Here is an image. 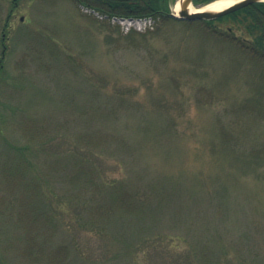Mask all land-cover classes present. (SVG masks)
<instances>
[{
    "label": "rangeland",
    "instance_id": "1",
    "mask_svg": "<svg viewBox=\"0 0 264 264\" xmlns=\"http://www.w3.org/2000/svg\"><path fill=\"white\" fill-rule=\"evenodd\" d=\"M177 1L0 0V264H264V53Z\"/></svg>",
    "mask_w": 264,
    "mask_h": 264
},
{
    "label": "trees",
    "instance_id": "2",
    "mask_svg": "<svg viewBox=\"0 0 264 264\" xmlns=\"http://www.w3.org/2000/svg\"><path fill=\"white\" fill-rule=\"evenodd\" d=\"M107 3L101 5H91L102 10L105 13L116 14L121 16H153L159 18L168 10L169 0H106ZM212 0H195L197 3L209 2ZM245 13L246 18L250 21L249 29L254 34V45L258 51L264 53V2L248 5L230 14L221 16L217 19L235 16ZM246 19V20H247ZM212 20L208 21L211 22ZM32 247V245H31ZM44 248V245H43ZM34 250V248L32 249Z\"/></svg>",
    "mask_w": 264,
    "mask_h": 264
},
{
    "label": "water",
    "instance_id": "3",
    "mask_svg": "<svg viewBox=\"0 0 264 264\" xmlns=\"http://www.w3.org/2000/svg\"><path fill=\"white\" fill-rule=\"evenodd\" d=\"M194 0H180V11L179 15H175V17L184 19V20H212L216 19L220 16L232 13L238 9L244 8L248 5L255 4L258 2H264V0H239L234 4L219 10V11H212V10H205V11H191L189 9L190 5H192ZM174 15V14H172Z\"/></svg>",
    "mask_w": 264,
    "mask_h": 264
},
{
    "label": "flooded vegetation",
    "instance_id": "4",
    "mask_svg": "<svg viewBox=\"0 0 264 264\" xmlns=\"http://www.w3.org/2000/svg\"><path fill=\"white\" fill-rule=\"evenodd\" d=\"M112 1H114V0H112ZM23 2L25 3L26 0H12V6H11V8H9V11H8V14H7V17H6V24H8L9 21L13 20L16 17L15 11L20 6V4L23 3ZM75 2H77L78 4L89 5V6H91V5H95L96 6V5H101V4H103V6H104V4L107 3L106 0H75ZM19 19H20V21L22 23L26 22V19H25L24 15H20ZM6 38H7L6 37V33L3 32L2 41H5Z\"/></svg>",
    "mask_w": 264,
    "mask_h": 264
},
{
    "label": "bare ground",
    "instance_id": "5",
    "mask_svg": "<svg viewBox=\"0 0 264 264\" xmlns=\"http://www.w3.org/2000/svg\"><path fill=\"white\" fill-rule=\"evenodd\" d=\"M237 1H239V0H214V1L210 2L209 4L204 5L203 7H200V8H196L193 5H190L189 9L191 11H205V10L219 11V10H222V9L234 4ZM180 8H181L180 7V1H177L176 5H175L176 15L179 14Z\"/></svg>",
    "mask_w": 264,
    "mask_h": 264
},
{
    "label": "built area",
    "instance_id": "6",
    "mask_svg": "<svg viewBox=\"0 0 264 264\" xmlns=\"http://www.w3.org/2000/svg\"><path fill=\"white\" fill-rule=\"evenodd\" d=\"M114 20H117L121 24L122 29L126 32L132 28H135L137 30H143L152 24L150 18H144V19L126 18V19H114Z\"/></svg>",
    "mask_w": 264,
    "mask_h": 264
}]
</instances>
